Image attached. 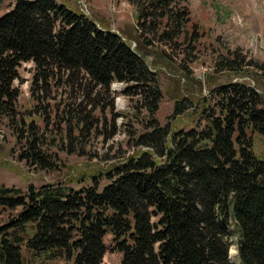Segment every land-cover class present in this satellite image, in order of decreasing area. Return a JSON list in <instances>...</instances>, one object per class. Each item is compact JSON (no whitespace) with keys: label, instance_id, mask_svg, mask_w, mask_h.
<instances>
[{"label":"trees","instance_id":"16d2710c","mask_svg":"<svg viewBox=\"0 0 264 264\" xmlns=\"http://www.w3.org/2000/svg\"><path fill=\"white\" fill-rule=\"evenodd\" d=\"M125 1L137 10L139 40L187 39L188 0ZM97 25L57 0H16L0 17V99H8L0 103L17 100L12 87L23 62L35 64L41 89L55 73L107 89L114 81L153 83L140 50ZM232 55L218 63L222 71L262 68ZM216 92L223 102L204 125L152 126L139 139L148 151L113 167L101 189L47 184L25 193L0 185V208L10 214L0 225V264H25L23 246L51 261L102 264L109 234L121 264H232V237L241 264H264V160L249 134L264 136V99L239 83Z\"/></svg>","mask_w":264,"mask_h":264},{"label":"rangeland","instance_id":"374dc122","mask_svg":"<svg viewBox=\"0 0 264 264\" xmlns=\"http://www.w3.org/2000/svg\"><path fill=\"white\" fill-rule=\"evenodd\" d=\"M57 1L140 50L154 82L114 81L107 89L82 76L55 73L41 89L44 82L35 64L21 63L12 87L17 100L2 105L8 99H0V185L25 193L30 186L47 184L101 189L113 167L148 151L139 139L152 126L188 131L204 125L208 113L223 102L216 92L220 87L245 84L264 99V0H188L187 39L182 35L168 43L151 34L139 40L137 10L125 0ZM15 3L0 0V17ZM236 51L246 64L253 61L262 68L245 65L239 72L222 71L218 63ZM154 88L156 99L148 95ZM180 107L184 112L177 114ZM249 134L256 155L264 160V136ZM9 215L0 208V225ZM111 240L110 234L104 239L109 250L102 264H121L122 254L111 251ZM237 241L230 240L232 264H241ZM22 255L25 264H65L25 246Z\"/></svg>","mask_w":264,"mask_h":264}]
</instances>
